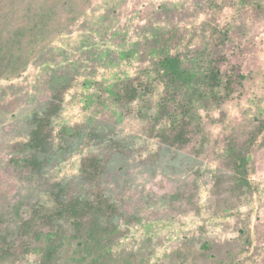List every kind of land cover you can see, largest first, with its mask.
Returning a JSON list of instances; mask_svg holds the SVG:
<instances>
[{
    "label": "rangeland",
    "instance_id": "rangeland-1",
    "mask_svg": "<svg viewBox=\"0 0 264 264\" xmlns=\"http://www.w3.org/2000/svg\"><path fill=\"white\" fill-rule=\"evenodd\" d=\"M164 56L181 58L174 110ZM136 77L153 92L117 102ZM60 91L37 172L24 144ZM174 112L182 146L160 136ZM93 132L124 146L96 151L94 181L80 170ZM78 198L90 215L65 213ZM3 239L0 264H264V0H0Z\"/></svg>",
    "mask_w": 264,
    "mask_h": 264
},
{
    "label": "trees",
    "instance_id": "trees-1",
    "mask_svg": "<svg viewBox=\"0 0 264 264\" xmlns=\"http://www.w3.org/2000/svg\"><path fill=\"white\" fill-rule=\"evenodd\" d=\"M180 59L181 58L179 56H164L159 60L157 64L166 82V87L162 91V97L160 98L162 102V108L174 110L173 107H167L166 100L168 98H170V100L174 99L175 95L178 92V89H180V84L182 83L183 78ZM225 85L228 87V85L230 84L227 83ZM150 88H152V86L149 85L148 81H143L140 77L129 79L126 83H124L121 90L116 93L115 100L117 102L129 104L139 99L141 95L152 93L153 88ZM63 93V91H60L57 95H54L45 109L36 112L32 118L31 131L24 146L25 149L34 152L35 156H31L28 159L21 160L23 161L24 165L29 166L31 169H34L37 172H40V170L42 169V165H44L45 162H42L36 155L51 153V151L53 150V128L51 127V124L52 120L59 116L62 110ZM173 114H175L174 118L178 119L179 124L176 123L171 126L170 132H168L169 135L161 134L160 136L164 142L172 144L171 146H176L177 144L179 146H182L188 142V138L186 136V132L188 131V124L184 121L183 117L178 115L177 112H174ZM89 140L93 142V150L91 151L90 156H87L82 160L80 170L83 175L87 176L88 180L91 179L92 181H94L95 179L98 180V178L102 175L107 163L106 159L99 157V154H97L96 151H98L99 148L102 149L103 147L109 150H117L123 152L122 150L124 146L118 139L107 137L103 133L98 132H93L90 135ZM109 152L111 153V151ZM104 162L106 163L104 164ZM247 165V159H240L237 173L240 177L239 179L242 182L246 181L245 172ZM65 202L63 204V207L66 214H68L69 211H74L85 212V215H90L95 208L92 204L80 200L79 198L71 201L73 203ZM61 212L62 214H65L63 211ZM27 224V222L21 224V227L22 229H24L23 231L25 233H28V230L30 229ZM15 244L16 240L14 239H3L0 242V258H5L6 254V258H12L14 253H11V251L15 249Z\"/></svg>",
    "mask_w": 264,
    "mask_h": 264
}]
</instances>
